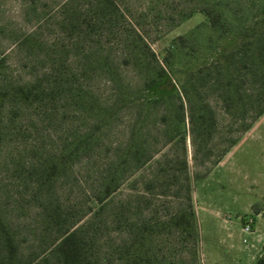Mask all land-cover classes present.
I'll list each match as a JSON object with an SVG mask.
<instances>
[{"label":"rangeland","instance_id":"rangeland-1","mask_svg":"<svg viewBox=\"0 0 264 264\" xmlns=\"http://www.w3.org/2000/svg\"><path fill=\"white\" fill-rule=\"evenodd\" d=\"M66 1L0 0L1 83L41 92L27 104L8 98L0 110V215L19 263L54 264L64 229L79 226L90 264H255L264 251V41L253 50L245 37L226 55L220 48L262 18L264 0H116L123 30L142 36L173 82H187L183 108L180 86L171 96L135 95L153 71L133 63L120 68L122 85L136 92L126 103L99 69L64 85V67L84 65L64 62ZM205 10L220 14L219 26ZM255 28L256 39L264 26ZM74 84L83 103L64 93ZM85 138L64 166V144ZM129 145L141 159L116 170ZM111 173L118 187L101 202ZM184 209L194 231L170 222ZM130 246L139 254H126Z\"/></svg>","mask_w":264,"mask_h":264},{"label":"trees","instance_id":"trees-1","mask_svg":"<svg viewBox=\"0 0 264 264\" xmlns=\"http://www.w3.org/2000/svg\"><path fill=\"white\" fill-rule=\"evenodd\" d=\"M205 13L210 18V23L213 27L220 25V14H213L210 10H205ZM262 18L257 20L252 26H249L245 30H241L232 39H227L221 46V55H226L225 52H229L235 45H238L245 37L249 39V45L253 46V49L260 47L262 55L258 56V63L261 69L262 79L264 80V46H255L264 41V34H260L255 39L256 25L259 27L264 26V7L261 10ZM125 20V14L123 9L119 6L116 0H67L64 3V55L72 62H84L82 68H74L70 71L69 68L64 67V85L68 81L69 77L76 78L75 81H79L80 77L85 74V71L89 69H99L105 75V82L110 85H118V88H110L116 95L120 102L126 103L130 97L135 93H131L129 88L124 87L121 83L122 66H127L133 63L140 70L150 69L153 71L150 77L151 83L148 82L147 90L141 89L137 91V94L142 96L144 91H148L152 96H171L175 95V92L181 91L178 94V99L181 101V107H184V101L191 103V97L188 92L187 82L181 84L173 82L171 77L166 74L165 69L158 63L156 54L146 44L142 36L135 32H127L123 30V22ZM248 33L246 34L245 33ZM243 36V37H242ZM241 39V40H240ZM262 47V48H261ZM259 50V51H260ZM87 53V54H86ZM2 62L0 60V69ZM264 85V84H263ZM178 86L182 88L178 91ZM70 87V86H69ZM68 89L64 86V93L67 91L76 98V101L83 103L85 92L82 86H77ZM115 95V94H114ZM41 92L36 86H4L1 83V70H0V110L5 104V101L10 98L17 104H27L36 97H40ZM184 97V98H183ZM183 98V99H182ZM110 109V108H109ZM102 113L107 110L101 109ZM264 112V105L258 111L257 115H261ZM194 114L191 115V119L194 121ZM196 118L199 119V116ZM184 114L180 122H184ZM105 124V120L101 121L99 127ZM184 140V139H183ZM86 138L74 143L73 146L64 144V166L70 163L74 157H77L80 151L85 147ZM129 145L126 152L122 154L121 160L118 163V167L127 162L129 156L136 157L139 161V154L133 153ZM137 153H143L139 149H136ZM135 155V156H134ZM54 169L52 164L50 171ZM51 173V172H50ZM49 173V174H50ZM116 173V172H115ZM47 178V177H46ZM48 179V178H47ZM118 180L115 178L114 173L110 174V179L107 180L104 189L103 196L100 199L101 202L107 198L112 191L118 187ZM103 207V205L101 206ZM191 210H180L171 218V224L175 225L181 230L186 232L195 230L194 216ZM82 227H67L64 229V233L57 240L53 254L55 256L54 264H90L93 252L89 246L86 238L83 235ZM145 229V227H143ZM126 254L138 255L136 249L130 246L128 249L123 250ZM2 255V256H1ZM0 264H20L19 263V247L16 242L15 234L11 227L0 215ZM255 264H264V251L257 258Z\"/></svg>","mask_w":264,"mask_h":264},{"label":"built area","instance_id":"built-area-1","mask_svg":"<svg viewBox=\"0 0 264 264\" xmlns=\"http://www.w3.org/2000/svg\"><path fill=\"white\" fill-rule=\"evenodd\" d=\"M252 223H253L252 219H249L244 223V225H243V232L244 233H246V234L254 233ZM244 241L246 242L247 239L245 238Z\"/></svg>","mask_w":264,"mask_h":264}]
</instances>
